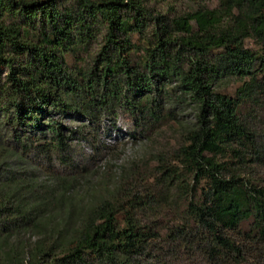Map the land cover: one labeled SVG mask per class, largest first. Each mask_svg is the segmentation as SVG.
<instances>
[{
  "label": "trees",
  "instance_id": "16d2710c",
  "mask_svg": "<svg viewBox=\"0 0 264 264\" xmlns=\"http://www.w3.org/2000/svg\"><path fill=\"white\" fill-rule=\"evenodd\" d=\"M66 1L0 0V264H264V129L249 113L264 108V0L171 19L153 0ZM102 31L92 65L70 68L65 56ZM229 79L235 97L219 90ZM171 95L193 118L153 184L128 191L130 166L112 184L87 171L41 179L25 159L67 150L57 114L122 103L150 128L171 117Z\"/></svg>",
  "mask_w": 264,
  "mask_h": 264
},
{
  "label": "rangeland",
  "instance_id": "374dc122",
  "mask_svg": "<svg viewBox=\"0 0 264 264\" xmlns=\"http://www.w3.org/2000/svg\"><path fill=\"white\" fill-rule=\"evenodd\" d=\"M73 3V0H68L65 5L72 6ZM218 3L219 0H153L149 5L154 12L157 11L171 19L198 6L214 8ZM103 33L104 31L83 50L74 55H66V64L74 70L90 67L93 57L104 44ZM137 39V36L133 37V40ZM246 45L256 51L260 49L251 39L246 40ZM141 55L142 52L139 51L133 58ZM6 71V68L0 70L1 77L5 78ZM241 85V82L229 79L220 84L219 90L235 97ZM171 98L174 100L173 95ZM173 100H167V96L163 99V106L172 110L171 117H163L150 128L137 125L129 105L122 103L116 104L108 112L97 109L90 118L75 111L66 115L57 114L53 119L59 120L71 136L67 150L54 154L48 160L35 153L27 154L25 159L29 161L31 169L37 170L41 179H46L45 177L56 172L71 176L80 171H87L88 175L96 176L92 177L93 180L102 181L101 179L106 178L112 184L120 177L122 170L130 166L135 176L124 184L128 191L143 184H153V176H157L156 159L161 156L167 164L172 163L177 146L182 140L181 133L193 118V110L189 105L181 103L178 99L177 102ZM249 113L255 116L254 127L257 130L264 129V108L253 106ZM5 133L6 129L0 127V142H3ZM174 216V213L167 210L159 219L163 222L161 224L165 225L173 220Z\"/></svg>",
  "mask_w": 264,
  "mask_h": 264
}]
</instances>
